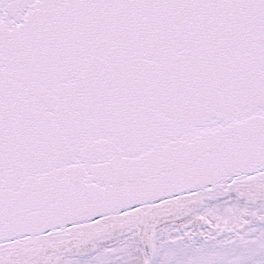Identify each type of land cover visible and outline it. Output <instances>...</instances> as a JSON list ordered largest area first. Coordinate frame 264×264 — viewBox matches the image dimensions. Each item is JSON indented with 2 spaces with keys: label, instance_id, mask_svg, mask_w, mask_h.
Wrapping results in <instances>:
<instances>
[{
  "label": "snow or ice",
  "instance_id": "snow-or-ice-1",
  "mask_svg": "<svg viewBox=\"0 0 264 264\" xmlns=\"http://www.w3.org/2000/svg\"><path fill=\"white\" fill-rule=\"evenodd\" d=\"M0 264H264V0H0Z\"/></svg>",
  "mask_w": 264,
  "mask_h": 264
}]
</instances>
